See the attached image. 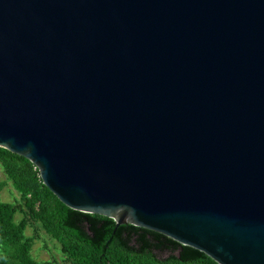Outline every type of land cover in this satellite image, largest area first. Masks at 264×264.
<instances>
[{
	"label": "water",
	"instance_id": "1",
	"mask_svg": "<svg viewBox=\"0 0 264 264\" xmlns=\"http://www.w3.org/2000/svg\"><path fill=\"white\" fill-rule=\"evenodd\" d=\"M0 147L70 209L264 264V0H0Z\"/></svg>",
	"mask_w": 264,
	"mask_h": 264
},
{
	"label": "trees",
	"instance_id": "2",
	"mask_svg": "<svg viewBox=\"0 0 264 264\" xmlns=\"http://www.w3.org/2000/svg\"><path fill=\"white\" fill-rule=\"evenodd\" d=\"M0 165L20 203L0 201V264H52L30 256V225L54 240L66 264H218L206 254L154 231L62 204L26 158L0 147ZM20 211L22 217L14 220Z\"/></svg>",
	"mask_w": 264,
	"mask_h": 264
},
{
	"label": "rangeland",
	"instance_id": "3",
	"mask_svg": "<svg viewBox=\"0 0 264 264\" xmlns=\"http://www.w3.org/2000/svg\"><path fill=\"white\" fill-rule=\"evenodd\" d=\"M20 194L15 190L7 178L6 171L0 165V201L12 204L20 203ZM22 217L17 211L14 220ZM24 235L31 242L30 256L38 262H51L52 264H66L65 256L60 251L59 245L42 231L36 232L30 225L26 226Z\"/></svg>",
	"mask_w": 264,
	"mask_h": 264
}]
</instances>
